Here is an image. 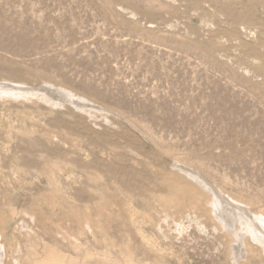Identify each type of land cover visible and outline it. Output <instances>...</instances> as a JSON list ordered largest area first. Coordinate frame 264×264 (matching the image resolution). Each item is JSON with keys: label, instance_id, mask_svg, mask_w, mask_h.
I'll return each mask as SVG.
<instances>
[{"label": "rangeland", "instance_id": "1", "mask_svg": "<svg viewBox=\"0 0 264 264\" xmlns=\"http://www.w3.org/2000/svg\"><path fill=\"white\" fill-rule=\"evenodd\" d=\"M34 250L264 264V0H0V264Z\"/></svg>", "mask_w": 264, "mask_h": 264}, {"label": "bare ground", "instance_id": "2", "mask_svg": "<svg viewBox=\"0 0 264 264\" xmlns=\"http://www.w3.org/2000/svg\"><path fill=\"white\" fill-rule=\"evenodd\" d=\"M231 16V15H230ZM230 19H232V20H235V19H237V18H234V17H230ZM123 171V170H122ZM120 174V173H119ZM47 256H48V254H46ZM6 256L7 257H10V256H8L7 255V253H6ZM11 258H13V257H11ZM14 261H16V262H18V263H20V264H25V262H27V264H30V263H36V264H39L42 260H40L39 258H38V256H37V252L34 250L33 251V254L31 255L30 253L28 254V259L27 260H24V259H22V258H19L18 256H15L14 257V259H13ZM40 260V261H39ZM10 262V261H9ZM43 264H51L50 263V261H49V259L48 258H44V260H43Z\"/></svg>", "mask_w": 264, "mask_h": 264}]
</instances>
